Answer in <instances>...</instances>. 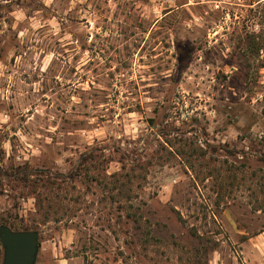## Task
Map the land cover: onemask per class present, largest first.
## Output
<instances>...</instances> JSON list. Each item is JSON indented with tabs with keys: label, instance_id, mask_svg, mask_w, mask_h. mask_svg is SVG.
I'll list each match as a JSON object with an SVG mask.
<instances>
[{
	"label": "rangeland",
	"instance_id": "374dc122",
	"mask_svg": "<svg viewBox=\"0 0 264 264\" xmlns=\"http://www.w3.org/2000/svg\"><path fill=\"white\" fill-rule=\"evenodd\" d=\"M182 136L264 169V0H0V226L38 233L35 264H264L259 184L216 205L168 158ZM92 147L106 175L149 162L115 202L84 175L37 194L6 177L66 175Z\"/></svg>",
	"mask_w": 264,
	"mask_h": 264
},
{
	"label": "trees",
	"instance_id": "16d2710c",
	"mask_svg": "<svg viewBox=\"0 0 264 264\" xmlns=\"http://www.w3.org/2000/svg\"><path fill=\"white\" fill-rule=\"evenodd\" d=\"M168 145V158L178 157L186 166L195 172L199 169V174L202 179H211L214 188V194L218 198L224 200L228 196V192L233 190L234 184L239 179L245 180V174L248 172L249 181L254 184H259V190L264 195V169L261 167H250L245 165V162L233 160L238 162V165L228 166V157L238 158L239 155L243 156L245 153H240L235 150L228 149L227 147H216L214 145H206V149L196 146L195 143L189 138L179 137L168 139L165 141ZM261 151H258L259 157H254L257 164L264 166V143L260 144ZM158 154V152L156 153ZM216 156H224L226 159L221 164ZM157 157V156H155ZM154 157V158H155ZM216 158V159H215ZM111 162L108 157L104 156V149L100 147H92L79 156L77 164L74 165L66 175L52 174L49 171L31 169L28 166L11 167L10 172H6V177L24 188L31 190L30 194H37L38 188H50L52 186L60 187L57 179L64 183H74L80 175H84L87 180V188L92 189L93 192L104 198L105 194H114L108 198L111 202L116 200L117 195H122L123 191L130 192L128 188L133 179H135V171H145L146 166L149 164L143 163L142 159H136L134 163L130 164V173H124L125 165L121 162V172L106 175L103 166ZM218 163V165H216ZM96 174L89 175L97 171ZM101 170V173L100 171ZM145 173L141 175L144 179ZM127 200L130 196L125 197ZM6 226L13 231H27L22 229L18 221L13 223H6Z\"/></svg>",
	"mask_w": 264,
	"mask_h": 264
},
{
	"label": "water",
	"instance_id": "95a60500",
	"mask_svg": "<svg viewBox=\"0 0 264 264\" xmlns=\"http://www.w3.org/2000/svg\"><path fill=\"white\" fill-rule=\"evenodd\" d=\"M0 244L3 250L2 264H35L38 233L13 231L7 226H0Z\"/></svg>",
	"mask_w": 264,
	"mask_h": 264
}]
</instances>
